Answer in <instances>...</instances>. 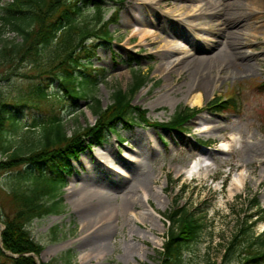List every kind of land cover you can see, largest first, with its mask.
Masks as SVG:
<instances>
[{
  "label": "rangeland",
  "instance_id": "1",
  "mask_svg": "<svg viewBox=\"0 0 264 264\" xmlns=\"http://www.w3.org/2000/svg\"><path fill=\"white\" fill-rule=\"evenodd\" d=\"M12 1L0 0V6ZM215 2L211 10L202 7L190 13L189 9H173L176 4L192 7L197 4L195 0L102 1V21L113 17L114 12L117 15L109 26L112 42L94 43L90 47L92 56L82 61L92 70L104 71L90 95L105 108L116 87H129L133 68L148 72L152 79L132 100V105L148 111L150 121L166 123L183 107L201 110L183 134L118 126L106 135L102 145H93L67 160L70 174L65 176L67 186L61 190L63 211L27 225L30 237L43 247L39 256H31L36 264H158L157 252L162 250L167 230L163 214L175 202L196 205L204 199L208 200L207 228L184 257L187 264H201L206 257L219 262L221 244L233 233L243 202L257 195L264 207V91L257 88L264 82V0H221V5ZM144 3L150 8L147 12ZM93 8L90 4L81 9L80 23H92ZM232 11H237L232 29H241L237 23L242 22V14L247 18L242 22L247 28L237 42L247 53L250 72L244 70L242 58L223 47V32L218 30L222 27L204 32L212 21L218 24L222 17L230 20ZM133 12L141 24L134 25L130 17ZM226 25L228 28L231 23ZM169 34L171 37H167ZM4 37L20 41L8 31ZM210 38L213 42L209 43ZM57 48L53 43L40 48L37 55L31 53L23 60L0 64V101L8 105L18 125L17 130H8L5 135L10 146L8 155L20 147L27 152L53 114L63 121L68 136L95 123L88 99L72 102L62 91L58 76L73 67L62 63L65 57ZM220 49L226 68L223 73L212 72L209 83L203 86L187 69L181 75L177 72L170 76L171 70L163 65L168 57L180 62L193 56H211ZM135 58H139L138 65L133 62ZM38 88L46 99L35 97ZM229 95L237 99L235 111L217 113L207 108L215 97ZM196 96L201 99L200 105L190 106L188 102ZM201 141L214 143L206 147ZM8 155L0 154V161ZM193 162L200 165L199 173L186 174ZM14 177V173H0L2 219L13 216L17 209L13 191L18 187L26 191L31 186L29 181L19 185ZM240 178L242 186L231 193L230 184ZM88 187L107 197L114 210L106 235L92 237V232L82 229L85 213L66 198L75 191L83 195ZM3 230L0 223V232ZM254 231L262 233L264 223L257 224Z\"/></svg>",
  "mask_w": 264,
  "mask_h": 264
},
{
  "label": "trees",
  "instance_id": "2",
  "mask_svg": "<svg viewBox=\"0 0 264 264\" xmlns=\"http://www.w3.org/2000/svg\"><path fill=\"white\" fill-rule=\"evenodd\" d=\"M102 1L13 0L0 6V64H8L17 58L23 60L31 53L37 55L40 48L56 43L57 49L65 57L62 63L73 67L71 71L64 69L58 76L62 91L72 102L88 99V110L95 117L94 125H86L68 136L63 121L53 114L44 122L39 138L27 152L20 147L8 155L10 146L6 144L5 135L8 130H17L18 125L16 118L8 111V105L0 101V154L8 155L6 160L0 161V173H14L18 184L31 183L26 191H21L19 187L13 191L18 205L13 216L2 219L0 211V223L4 226L0 232V264H6V261L10 264H36L33 257L26 255L39 256L43 247L30 237L27 225L44 215L63 211L61 189L66 184L65 176L70 174L69 158H75L92 144L101 145L106 134L114 132L119 125L126 128L143 125L179 133L186 130L187 122L200 111L179 109L167 123L151 122L146 110L132 105L133 97L151 79L148 73L133 71V68L130 69L132 81L129 87L126 90L116 87L111 93L110 104L105 108L90 95L89 92L99 85L104 71L92 70L82 61L92 56L90 47L94 43L112 40L108 26L117 15L114 12L112 18L103 22ZM90 4L94 6V17L92 23L84 25L79 22L81 9ZM6 31L14 33L20 41L5 38ZM133 62L138 65L139 58ZM257 88L264 91V82ZM34 95L37 99H46L45 93L39 88ZM207 108L217 113L231 112L237 109V101L232 95L225 100L216 97ZM82 138L88 140L87 144ZM30 169L32 171H28ZM207 213V202L204 201L196 205L175 202L163 214L168 227L162 251L157 252L158 264H187L184 256L206 230ZM237 217L229 240L221 244L220 261L211 262L206 257L201 264H264V231L260 234L254 231L257 224L264 223V208L256 195L243 202ZM6 253L18 257L12 258Z\"/></svg>",
  "mask_w": 264,
  "mask_h": 264
},
{
  "label": "bare ground",
  "instance_id": "3",
  "mask_svg": "<svg viewBox=\"0 0 264 264\" xmlns=\"http://www.w3.org/2000/svg\"><path fill=\"white\" fill-rule=\"evenodd\" d=\"M197 4H193V6H182L177 5L174 7V11H180V10H188L189 12H198L203 7L207 11L211 10V8L214 6L213 0H195ZM215 4L221 5V0H216ZM143 7L146 9V12L150 9L148 5L143 4ZM136 10V9H135ZM151 12V11H150ZM130 15V14H129ZM189 15V14H188ZM237 11H232V16L229 17L230 20L224 19L222 17L221 22L218 24L209 23L207 27L205 28L204 32L210 33L213 29H216L217 27H222L221 29H218L219 31L223 32V42L222 45L224 48H227L232 55H235L238 58H242V61H245L244 63V70L246 72H250L251 65L249 64L247 60V53L244 50H240V46L242 44L238 43L239 37L241 36V31L247 28V23L242 24V22L245 21L244 14H242V22H238L237 24L241 27V29L238 30V26L235 29H232L235 27L232 25L233 19L236 18ZM132 21L134 22V25L141 24V19H139L135 12H133V15H130ZM164 19V18H163ZM166 20V19H165ZM231 21V22H230ZM166 22V21H165ZM169 22V20H168ZM237 22V21H236ZM174 21H171V25H174ZM231 23L230 26L226 24ZM168 25V23L166 22ZM192 27V26H190ZM244 27V28H242ZM195 29V27H194ZM173 31H167L166 33H172ZM243 35V34H242ZM167 37H171L167 35ZM129 41V40H128ZM213 42L212 38L208 41ZM154 43V42H153ZM151 43V44H153ZM238 45V46H237ZM222 49H220L218 52L211 56H199V57H189V59H183L180 62H175L170 59V57L165 58L163 65L170 69V76L172 73H177L179 75L182 74V72L187 69L191 72V76L198 80V82L202 86L205 83H209V78L214 71H218L219 73H223L226 64L224 63V59L221 57ZM211 82V81H210ZM190 106H198L201 103V99L199 96H196L192 98L189 102ZM189 169L186 171V174L193 175L198 174L200 170V165L196 162L190 163ZM204 176H207V173H203ZM242 186V178L235 179L232 181V184H230V192L233 193V191L238 190ZM128 189V188H127ZM92 188L88 187V190L85 191V194H80L79 191H75L74 193H71L69 195H66V198L69 202H74L79 209H81L82 212L85 213V216L83 218L84 224L83 228L87 232H92V237H96L99 234L100 235H106L110 231V224L109 220L114 212L113 208L110 206L109 201L107 200V197L100 196L97 192L91 191ZM67 193H70L69 189H66ZM130 190L126 191V194H129ZM100 224V225H99ZM99 229V231H98ZM96 250V249H94Z\"/></svg>",
  "mask_w": 264,
  "mask_h": 264
}]
</instances>
